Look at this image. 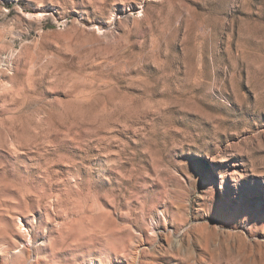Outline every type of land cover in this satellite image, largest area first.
I'll return each instance as SVG.
<instances>
[{
	"label": "rangeland",
	"instance_id": "rangeland-1",
	"mask_svg": "<svg viewBox=\"0 0 264 264\" xmlns=\"http://www.w3.org/2000/svg\"><path fill=\"white\" fill-rule=\"evenodd\" d=\"M0 264H264V0H0Z\"/></svg>",
	"mask_w": 264,
	"mask_h": 264
}]
</instances>
